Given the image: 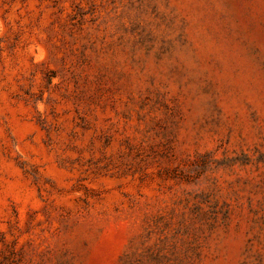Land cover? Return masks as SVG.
I'll list each match as a JSON object with an SVG mask.
<instances>
[{"label": "rangeland", "instance_id": "374dc122", "mask_svg": "<svg viewBox=\"0 0 264 264\" xmlns=\"http://www.w3.org/2000/svg\"><path fill=\"white\" fill-rule=\"evenodd\" d=\"M0 264H264V0H0Z\"/></svg>", "mask_w": 264, "mask_h": 264}]
</instances>
